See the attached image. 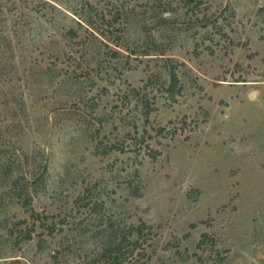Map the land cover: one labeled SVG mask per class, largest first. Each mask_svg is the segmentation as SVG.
I'll use <instances>...</instances> for the list:
<instances>
[{"label": "rangeland", "instance_id": "obj_1", "mask_svg": "<svg viewBox=\"0 0 264 264\" xmlns=\"http://www.w3.org/2000/svg\"><path fill=\"white\" fill-rule=\"evenodd\" d=\"M0 264H264V0H0Z\"/></svg>", "mask_w": 264, "mask_h": 264}, {"label": "trees", "instance_id": "obj_2", "mask_svg": "<svg viewBox=\"0 0 264 264\" xmlns=\"http://www.w3.org/2000/svg\"><path fill=\"white\" fill-rule=\"evenodd\" d=\"M177 82H178V76H177L176 72L173 71V72H172V83H171V87L175 86ZM148 114H149V112L147 113V115H148ZM152 153H155V152H152ZM138 230H139V231L142 230V226H140V227L138 228Z\"/></svg>", "mask_w": 264, "mask_h": 264}]
</instances>
